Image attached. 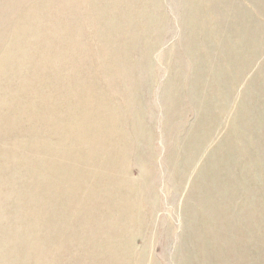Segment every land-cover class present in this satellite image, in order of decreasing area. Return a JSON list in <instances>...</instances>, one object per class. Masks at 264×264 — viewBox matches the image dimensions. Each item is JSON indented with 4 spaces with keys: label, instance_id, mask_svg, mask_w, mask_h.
Masks as SVG:
<instances>
[{
    "label": "bare ground",
    "instance_id": "6f19581e",
    "mask_svg": "<svg viewBox=\"0 0 264 264\" xmlns=\"http://www.w3.org/2000/svg\"><path fill=\"white\" fill-rule=\"evenodd\" d=\"M52 1L55 0H0V127L4 129V132H13L15 128H19L18 133L21 132L24 136L20 140L22 146L15 145L10 148L11 151L0 152V154H4L6 158L5 167L20 174H22L21 163L27 165L29 159L39 158L38 164L30 163L27 168L24 166L29 189L35 192L36 198L31 201L27 200L18 207L20 210L17 209L25 212L23 217L27 219H31V215L34 216L28 227L23 232L14 231L15 234L9 235L8 229L2 227V221L8 212L0 209V264H7L8 257L15 253L21 254L18 255L21 257L23 245L39 248V253L34 259L32 258V264H42L48 257L50 259L46 260L47 264H61L65 257L73 259L77 264L144 263L145 252L143 251L137 258L132 250L130 236L143 231L147 226L143 202L145 199H153L155 190L152 186L150 187L152 184L150 182L151 165L146 161L142 165V177L139 183L130 184L120 179L119 167L123 162L120 160L128 156L127 148L129 147L128 137L120 126L121 113L126 112L127 114L130 107V98L124 95L132 94L136 97L139 92H137L138 82L135 73L130 71V75L127 76L124 75L125 69H122L127 68L128 65L132 66L128 53L136 49L135 41L125 39L123 41L126 42L123 43L118 37L119 26L117 25H121L123 33L132 29L133 31L138 30L141 36H137L138 40L144 37L150 40L154 36L150 37L151 33L153 34L156 26L164 18V12L162 14V10L160 11L156 6L157 0L148 1L147 12L145 7L138 6L145 0H72L73 4L87 1L90 8L87 7L93 18L90 21L95 22L100 28L92 34L90 41L93 38H99L102 45L112 49L101 50L99 59L91 62V70L95 69V73L102 72L105 77L112 80L109 86L107 84L103 86L96 74L87 79L89 74L78 66L82 62L80 52H87V49L91 50L93 47L88 40L90 37L86 38L84 34V31L91 33L90 27L87 26L85 30L86 22L76 20V7L66 10L61 6V9L67 11L63 13L67 16H60L67 19H61V24L59 22L57 25L54 24L58 27L57 34L54 36L61 39L67 51L49 41L50 37L53 38L51 35L53 32L46 28L39 33L38 42L41 43L31 44L28 28L41 25L44 15L41 14L43 7L40 5L45 2L48 6ZM182 1L185 4H183L182 11L185 6L197 8L199 6L197 3L200 1L201 5L205 3L203 6L208 12L215 14L213 20L216 27L213 30L201 29V23L206 21L204 16H201L202 21L197 23L190 21L188 17L186 21L183 20L186 35L189 37L186 42H192L191 39L199 37L200 34L211 33L209 35L212 40L216 41L218 47L229 49V44L223 47L216 39L219 37V31L225 37L230 33L234 36L230 39L231 47L237 52L234 58L244 59L245 68L255 62L264 46V39L262 41L258 39V31L262 32V25L256 23L254 13L244 11L232 0ZM250 1L254 4L255 11L264 16V0ZM133 4H137L136 13H130L129 7ZM147 13L153 18L152 22L151 19L146 21ZM233 18L240 21L242 19V24H228L227 22ZM235 19L233 21H236ZM247 43L256 44L254 54L250 58L243 57V54L247 52L245 48ZM156 45L154 43L150 45L151 47H147L144 52L146 56L143 55L145 61L148 59L149 51H152ZM25 46L32 49L35 46L39 54L33 58L24 53L16 56L14 49ZM209 50L212 51L208 48L207 52ZM66 52L70 53L69 57H65ZM225 55V52L221 54L222 61L229 63L230 59L228 56L225 58ZM227 65L232 70L233 65L230 63ZM45 69L49 70L50 75L45 79L38 77L36 81L37 74ZM69 72H73L74 83L66 85L64 79ZM15 73L24 81L22 85L15 86V90L10 92L7 86L11 81L7 78L15 76ZM129 77L132 81L128 80L131 86L129 87L130 92L127 93L128 86H125L127 82L125 79ZM34 81L36 82L33 83ZM55 89L65 94L61 103L47 99V92ZM5 92L6 96L3 98ZM14 94L17 99H14ZM23 94L31 96L32 100L22 101ZM220 110L219 107L218 112ZM62 111H65L64 115L61 114ZM26 123L30 125L24 128L23 125ZM196 132L198 133V130ZM43 134L51 137V143L45 145L39 143L40 138L43 139ZM4 135L7 134L4 133ZM247 139L244 137L246 142H248ZM29 147L34 148V153L27 152ZM224 147L229 150L233 148L231 142L228 143V141L225 142ZM187 153L188 162L191 163L194 155L196 156L195 149ZM227 155L226 160L219 150L218 154H214V158L205 162V171L199 182L198 195L196 193V198L201 205V215H199L200 218L198 216L197 223L191 224L194 237L198 233L200 237L204 235L208 222L211 226L207 229L213 233L227 225L226 219L218 215L214 208V204H220L221 201V204H224L223 207L230 209L237 197L235 194H228L229 190L235 186L228 178L232 160H228L230 152ZM56 157L58 161L53 160ZM173 164L175 166L178 163L173 161ZM238 171L241 172L242 167ZM175 173L177 171L174 169L173 175ZM53 179L56 181L52 182ZM149 196L151 198H147ZM39 210L43 211L42 214H36ZM74 222H78L76 227L73 226ZM187 232L193 235L191 231ZM198 247L201 248L200 240ZM214 250L223 249L215 248ZM224 253L225 256L219 255L218 252L209 253V260L204 255L201 264H208V261L221 264L228 257L232 261L237 260L234 256L235 252L225 251ZM23 258L25 259L24 254ZM54 258L60 259V262L54 261ZM187 260L186 258L184 264H187Z\"/></svg>",
    "mask_w": 264,
    "mask_h": 264
},
{
    "label": "rangeland",
    "instance_id": "374dc122",
    "mask_svg": "<svg viewBox=\"0 0 264 264\" xmlns=\"http://www.w3.org/2000/svg\"><path fill=\"white\" fill-rule=\"evenodd\" d=\"M148 1L150 0H145L138 6L145 7L147 12ZM232 1L240 5L244 11L254 13L256 23L262 25L263 28H261L262 32L258 31V39L262 41L264 39V16L255 11L254 4L250 0V3L248 0ZM62 3L60 0L52 1L48 6L45 5V2L41 3L40 6L43 7L41 14L44 15L43 19L40 18L41 25L28 28L27 31L31 44H37L40 39L39 33L46 28L53 32L51 34L53 38H49L51 43L62 49L67 48L63 46L59 37L54 36L57 34L58 28L54 24L57 25L58 22L61 24L60 20L67 18L60 15L67 13L68 8L76 7V20L86 22L85 30L87 26L90 27L91 33L84 31V34H86V38L90 37L88 40L93 47L91 50L87 49V52L84 51L85 53L81 51L82 62L79 65L76 64L89 74L87 79L96 74L98 81L103 86L106 84L109 86L112 82L110 78L105 77L102 72L95 73V69L91 70V62L99 59L101 50L112 49L102 45L99 38H93L94 40L90 41L92 34L99 31L100 28L95 22L90 21L93 18L90 15L88 2L73 4L72 0H62ZM183 4L182 0H157L156 6L160 11L162 10V14L164 12V18L150 35V37L154 35V40L150 39L154 41L152 44V41L146 40V37L138 40L137 36L141 37L138 30H127L124 31V34L121 25H117L119 26L117 29L119 39L135 41L136 49H132L128 53V59L132 66L128 65L127 68L122 69H125L124 75L127 76L130 75V71L135 73L138 82L137 92H139L136 97L132 94L124 95L126 98H130V107L127 114L126 112L121 113L120 126L128 137L129 147L127 148L128 156L120 160V162L123 161L119 167L120 179L123 180L122 182H130V184L139 183L142 177V165L146 161L151 165L150 182L152 184L150 187L152 186L155 190L153 199L149 196L147 198L152 200L145 199L143 202L147 226L143 231L130 236L132 250L136 253L137 258L143 251L145 252V261L140 264H184L186 258L188 259L187 264H201L202 256L206 255L208 258L209 253L216 252L225 256V251L227 253L235 252L234 256L237 257V260L232 261L228 257L221 264H264V46L255 62L245 68L244 59L236 60L234 58L237 52L231 47L230 39L234 36L230 33L225 37L219 31V37L216 39L221 42L218 44L223 47L229 44V49L218 47L216 41L210 37L211 33L200 34L199 37L192 38V42H186L189 37L186 35L183 20L186 21L187 17L190 21L197 23L202 21L200 17L204 16L206 21L200 25L202 30H213L216 25L213 20L215 14H211L205 9L204 2L201 5L198 1L197 8L185 6L182 11L185 5ZM61 6L66 10L61 9ZM136 6L137 4H133L129 7L130 13H136ZM145 18L146 21L149 19L151 22L153 21L149 13L145 15ZM234 19H228L227 23L242 24V19L233 21ZM125 42L123 41V43ZM154 43L157 45L155 48H151L152 51H149L148 59L145 61L144 52ZM33 47L34 49L26 46L18 47L14 49V53L16 56L24 53L33 58L39 54L35 46ZM208 48L212 50H209L210 53L207 52ZM245 48L247 52L243 54V57L250 58L254 54L256 44L249 45L247 43ZM224 52L225 58L228 56L229 63L233 65L232 70L227 65L229 63L222 61L221 54ZM68 53L66 52L65 57L70 56ZM49 73L48 69L38 73L36 81L38 77L40 79L47 78ZM72 74L73 72H69L64 79L66 85L74 83ZM7 79L11 81L7 86L10 92L15 90V86L22 85L24 81L16 73L15 76H10ZM126 79L125 86H128L126 92L129 93L131 85L128 80L132 81V78ZM47 94V99L60 103L65 97V94L63 95L58 89L47 92ZM5 96L6 92L2 97ZM21 98L24 102L32 100V97L26 94H23ZM14 99H17L15 94ZM219 107L221 108L220 112H218ZM15 112L18 113V111ZM61 114L64 115L65 111H62ZM28 125L30 123L24 124L23 127ZM1 128L0 152L11 151L10 148L18 144V146H22L20 140L24 136L21 132V134L18 133L19 128H15L13 132H4V129ZM244 137L248 138V142L244 140ZM41 138L40 144L51 143V137L47 134H43V139ZM227 141L231 142L232 150L224 147ZM28 149L27 152L34 153L33 147ZM194 149L196 156L194 155L192 162L189 163L187 152L191 153ZM219 150L226 160L227 154L230 152L228 160L232 161L229 166L231 170L228 178L235 188L228 189V194L237 195V201L235 200L230 209L223 207L224 204H221V201L220 204H214L217 214L226 219V227L213 233L207 229L211 226L208 222L204 235L200 237L198 233L194 237L191 224L197 223L198 216L201 215V205L196 198L199 182L205 171V162L214 158V154H218ZM17 156L19 155L17 154ZM57 159V157L53 158L55 161L59 160ZM5 160L4 154H0V209L8 212L2 221V227H6L8 234L12 236L15 234L14 231L23 232L31 219L34 218L33 215H31V219L23 217L25 212L18 211L20 210L18 207L22 203H26L27 200L31 201L36 198L35 192L29 189L24 166L27 168L30 163L38 164L39 158L29 159L27 165L21 163L22 174L7 169ZM173 161H177L178 164L174 166ZM241 167L242 171L240 172L238 170ZM174 169L177 173L173 175ZM54 181L56 179H53L52 182ZM30 192L32 193L30 194ZM42 212L39 210L36 214H42ZM77 225L78 222L73 223L74 227ZM39 226L38 228H40ZM187 231H191L190 233L193 235ZM199 240L201 248L198 247ZM215 248L223 250H214ZM22 252L21 257L18 256L21 254L17 253L9 256L7 264H32V260L39 253V248L23 245ZM49 259L50 257L46 258L47 261ZM54 261L59 263L60 259L54 258ZM61 264L77 263L73 259L65 257ZM208 264L213 263L208 261Z\"/></svg>",
    "mask_w": 264,
    "mask_h": 264
}]
</instances>
